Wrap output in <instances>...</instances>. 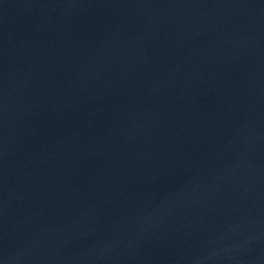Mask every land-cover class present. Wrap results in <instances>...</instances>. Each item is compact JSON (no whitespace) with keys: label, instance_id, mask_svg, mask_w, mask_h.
<instances>
[{"label":"water","instance_id":"water-1","mask_svg":"<svg viewBox=\"0 0 264 264\" xmlns=\"http://www.w3.org/2000/svg\"><path fill=\"white\" fill-rule=\"evenodd\" d=\"M0 264H264V1L0 0Z\"/></svg>","mask_w":264,"mask_h":264}]
</instances>
